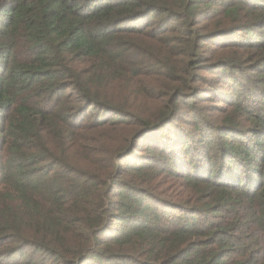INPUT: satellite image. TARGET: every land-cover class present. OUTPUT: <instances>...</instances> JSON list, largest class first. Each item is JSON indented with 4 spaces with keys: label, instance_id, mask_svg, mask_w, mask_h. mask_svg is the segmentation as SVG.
I'll list each match as a JSON object with an SVG mask.
<instances>
[{
    "label": "trees",
    "instance_id": "16d2710c",
    "mask_svg": "<svg viewBox=\"0 0 264 264\" xmlns=\"http://www.w3.org/2000/svg\"><path fill=\"white\" fill-rule=\"evenodd\" d=\"M0 264H264V0H0Z\"/></svg>",
    "mask_w": 264,
    "mask_h": 264
}]
</instances>
